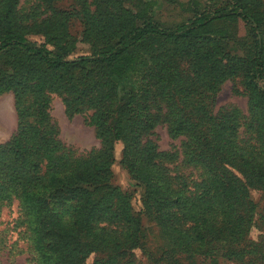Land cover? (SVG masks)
I'll list each match as a JSON object with an SVG mask.
<instances>
[{
	"label": "trees",
	"instance_id": "obj_1",
	"mask_svg": "<svg viewBox=\"0 0 264 264\" xmlns=\"http://www.w3.org/2000/svg\"><path fill=\"white\" fill-rule=\"evenodd\" d=\"M19 5L0 0V97L14 94L19 122L0 144V217L18 202L33 264H139L137 250L148 264H264V0L209 1L171 25L144 0ZM236 78L247 116L214 109ZM52 94L69 118L90 113L99 149L78 157L63 144ZM161 124L180 150H160ZM118 143L139 211L113 183ZM181 159L197 178L174 174Z\"/></svg>",
	"mask_w": 264,
	"mask_h": 264
},
{
	"label": "rangeland",
	"instance_id": "obj_2",
	"mask_svg": "<svg viewBox=\"0 0 264 264\" xmlns=\"http://www.w3.org/2000/svg\"><path fill=\"white\" fill-rule=\"evenodd\" d=\"M42 0H20L19 7L22 10L29 11L34 4H39ZM151 4L152 14L154 18L164 24H175L186 20L192 13L193 9H202L209 1L213 0H144ZM65 8L68 4L63 3ZM130 7V6H129ZM69 31L75 37L82 39L83 25L80 20H72L69 24ZM232 50L238 52L233 46ZM89 46L85 43L79 44L78 55L88 53ZM240 79L227 81L218 93L214 109L218 111L221 108H236L244 115H248V99L246 96L236 92H242ZM50 113L55 126L59 130V139L63 144L72 149L78 157L88 155L91 151L101 147L100 140L96 136L93 126L89 123L90 113L76 115L69 118L66 114L65 106L62 98L58 95H51ZM18 114L16 112L15 96L13 93H6L0 97V144L9 141L18 130ZM241 137L246 138L244 129H241ZM155 140L161 151L180 150L184 138L173 139L167 125H159L154 133ZM123 144L118 143L115 147V164L113 166L114 185L120 186L122 189L135 192L133 205L136 211L141 208L140 198L142 188L138 187L135 182L130 179L127 171L121 165ZM170 168L174 174H182L186 177L197 178L199 172L191 167L183 165L182 159L175 164H170ZM253 198L259 200L260 194L253 192ZM19 218L18 202L15 201L3 208L0 217V264H33L32 252L29 243L21 234V227L17 225ZM149 228V247H156L159 244L158 232L152 224H148ZM260 235L257 229H253L251 238L256 240ZM136 258L140 264H148L142 251L137 250ZM92 259L88 260V264Z\"/></svg>",
	"mask_w": 264,
	"mask_h": 264
}]
</instances>
